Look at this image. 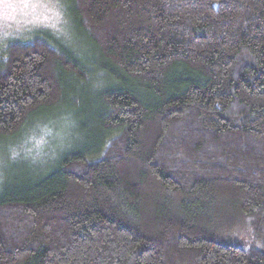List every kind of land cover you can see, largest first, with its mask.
<instances>
[{"label": "trees", "instance_id": "16d2710c", "mask_svg": "<svg viewBox=\"0 0 264 264\" xmlns=\"http://www.w3.org/2000/svg\"><path fill=\"white\" fill-rule=\"evenodd\" d=\"M75 1L106 74L9 44L0 135L92 74L100 136L3 193L0 264H264V0Z\"/></svg>", "mask_w": 264, "mask_h": 264}, {"label": "rangeland", "instance_id": "374dc122", "mask_svg": "<svg viewBox=\"0 0 264 264\" xmlns=\"http://www.w3.org/2000/svg\"><path fill=\"white\" fill-rule=\"evenodd\" d=\"M82 27L75 0H0V57L6 55L9 44L43 38L63 54L85 61L94 55V47ZM104 64L103 58L93 56L89 61L92 74H106ZM92 74L78 94L68 90L66 100L33 113L12 135H0V197L9 189L24 192L33 188L52 174L64 157L91 150L100 135L84 131V122L93 124L99 114L93 103L98 105L100 94L113 86ZM76 97L78 104H73L71 98Z\"/></svg>", "mask_w": 264, "mask_h": 264}]
</instances>
